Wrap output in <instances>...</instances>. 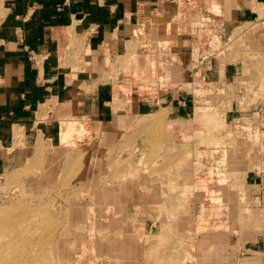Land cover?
<instances>
[{"label":"rangeland","instance_id":"374dc122","mask_svg":"<svg viewBox=\"0 0 264 264\" xmlns=\"http://www.w3.org/2000/svg\"><path fill=\"white\" fill-rule=\"evenodd\" d=\"M203 1V11L195 4L197 19L192 7L185 15L199 28L190 42L177 43L188 49L186 60L181 48L169 58L178 73L170 79L183 81L178 88L139 91L141 81L149 80L147 62L159 55L155 49L170 44L152 43L135 55L126 50L120 57L122 75L114 81L131 94L120 101L118 118L103 124L72 118L87 127L83 137L64 146L59 133V146L48 144L31 172L18 169L15 184L0 185V211L20 213V204L29 211L42 203L50 207L34 226L26 221L31 238L19 236L18 243L11 241L0 215V264H243L250 256L264 264V33L248 34L238 24L230 3L240 0H217L219 9L212 0ZM205 15L211 23L204 22ZM227 21L233 33L219 46L215 35ZM150 28H144L145 38L152 41ZM135 64L143 76L132 83ZM137 96L142 109L135 115L130 106ZM178 96L194 105L182 118L169 107L174 98L181 101ZM198 101L206 103L202 115ZM136 120L139 125L129 137ZM216 200L218 213L204 217L205 225L215 228L199 232V226L204 228L200 211ZM23 245L22 252H7Z\"/></svg>","mask_w":264,"mask_h":264},{"label":"crops","instance_id":"0c3cea01","mask_svg":"<svg viewBox=\"0 0 264 264\" xmlns=\"http://www.w3.org/2000/svg\"><path fill=\"white\" fill-rule=\"evenodd\" d=\"M216 1L212 0L213 7L221 8ZM197 3L199 10L203 11V0H0L1 187L15 184L20 174L16 171L32 168L31 164L36 158L46 154L48 144L52 148L56 147L63 122L79 125L84 122L72 118L84 116L103 124L118 118L120 101L131 94L123 92L114 81L115 76L122 75L120 57L126 50L127 54L135 55L139 48H148L152 43L158 46L170 44V48L155 49L159 55L147 62L149 80L141 81V89L137 87L136 92L152 87L159 91L163 85L169 89L174 85L178 88L183 81L170 79L169 76L178 73L174 72L169 58H174L177 54L174 50L181 48L177 43L190 42L197 35L198 26L191 24V15L189 20L185 16L193 12L192 8L195 10ZM230 4L234 7L233 14L238 24L246 33L251 32L254 36H259L260 30L261 35L264 33V0H240ZM196 12L192 13L193 20L195 17L197 19ZM153 13H157L155 17ZM181 15L183 19H180ZM202 18L204 22L211 23V17L205 15ZM146 21L152 27L145 24L139 29V23ZM148 27H151L152 41L145 38V29ZM227 27L228 30L231 28V36L233 23L229 21L225 23L221 34L215 35L212 31L218 45V39L225 35ZM132 37L137 40H131ZM181 50L184 62V54L188 53V49L185 52L182 47ZM117 60H120L118 65ZM161 62H167L168 67L163 68ZM195 64L196 60L189 67ZM137 68L136 64L132 68V83L140 81L143 76V71ZM212 71L207 74H214ZM164 76L169 79L166 84L161 79ZM177 98L179 101L174 98L169 106L172 113L179 118H182V113L189 115L194 105L190 104L186 96ZM138 101L140 99L137 96V102H132L130 106L135 115L142 109V102ZM198 102L195 107L202 115L206 103ZM198 117L200 119L202 116ZM181 124L186 130L191 128L190 123ZM115 130L110 128L108 131ZM204 187L207 188V185ZM218 204L220 200H216L214 206L206 205L203 214L205 208H202L198 221L202 222L204 228L199 226V232L215 228L206 226L204 217L218 213ZM164 231L162 229L160 234ZM257 263V259L250 256L243 264Z\"/></svg>","mask_w":264,"mask_h":264},{"label":"bare ground","instance_id":"6f19581e","mask_svg":"<svg viewBox=\"0 0 264 264\" xmlns=\"http://www.w3.org/2000/svg\"><path fill=\"white\" fill-rule=\"evenodd\" d=\"M226 31L227 32L225 33V35L222 38H219L218 39V41L220 42L219 46L224 45L227 42L228 37L230 36L228 27L226 28ZM143 117H144V115L143 114H140L137 120L142 121ZM137 120L135 122H133V124H134L135 127L132 130H130L131 132H128V133H130L129 134V137H131L133 135L136 127H138V125H139V123H136ZM63 123L64 124L62 125L61 131L59 133H60V142L62 144H64V146H66L70 142L73 143V144H75V142L77 140H79L81 137H83L85 135V133H86V128L87 127L84 126L85 124H83V123H80L79 125L74 124V123H68V122H63ZM234 128H236V127H234ZM171 157L172 156H169L167 158V160H171ZM178 162L179 161L175 162L176 165L178 164ZM31 171L32 170H30V169H25L23 171V173H25V172L26 173H29ZM44 204L46 205L47 203H42L41 205L39 203V205L41 207L40 206H37L35 211L34 210H30L29 211V210L26 209L27 206L25 207V205H21V204L19 205V207L22 208V210H21L20 213L19 212H15L11 208L7 209L6 211L5 210L0 211V215H2V218H3L2 222H6V228H4V229L5 230L7 229L8 233H10L9 235H11V241H14V243H18L20 237H22L24 241L31 238V237H29V235L31 233L29 231V227L26 226V223L27 222H30L29 225H31V224L33 225V224H36V222L38 221V219L40 217H43L42 218L43 220L45 219V216H46L45 212L50 207H48V206L43 207ZM48 205H50V204H48ZM109 208L111 209V207H109ZM32 209H34V208H32ZM105 212H106V210H105ZM107 213H108V210H107ZM108 215H109V213H108ZM108 215L106 214V216H108ZM7 221H9V222H7ZM15 222H17V223H15ZM24 222H25V224H22ZM23 225L26 226L25 229H23V227H24ZM27 225H28V223H27ZM16 248L17 249H14L13 251H11L12 250V246H10V251H7V252H11V253L17 254L19 252H22V250L25 248V246L23 245V246H19V247H16Z\"/></svg>","mask_w":264,"mask_h":264}]
</instances>
